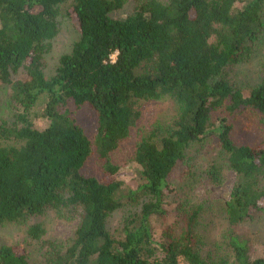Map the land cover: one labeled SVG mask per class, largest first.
Returning a JSON list of instances; mask_svg holds the SVG:
<instances>
[{
	"label": "trees",
	"instance_id": "1",
	"mask_svg": "<svg viewBox=\"0 0 264 264\" xmlns=\"http://www.w3.org/2000/svg\"><path fill=\"white\" fill-rule=\"evenodd\" d=\"M65 1L0 0V88L10 89L16 123H0V225L47 209L77 212L72 241L45 264H264L251 256L244 230L264 220V139L236 146L225 118L210 129L221 108L229 115L255 113L264 124V84L244 96L222 78L258 39L264 0H146L121 19L112 14L126 0H71L68 18L78 40L46 78L44 58ZM147 63L151 69L137 71ZM164 96L177 102V118L156 143L149 138L137 145L138 180L128 187L115 178L109 156L138 119L134 104ZM40 97L47 123L36 129L30 115ZM69 101L96 114L101 179L81 173L92 143L62 110ZM209 135L234 173L225 204L230 257L217 261L196 249L198 208L177 200L168 186L188 146ZM125 208L136 213L111 235L109 217ZM41 233L38 226L28 230L33 238ZM21 250L0 248V264H28Z\"/></svg>",
	"mask_w": 264,
	"mask_h": 264
},
{
	"label": "rangeland",
	"instance_id": "2",
	"mask_svg": "<svg viewBox=\"0 0 264 264\" xmlns=\"http://www.w3.org/2000/svg\"><path fill=\"white\" fill-rule=\"evenodd\" d=\"M144 1L146 0H126L121 10L112 16L118 19L125 18ZM156 1L164 4L168 0ZM71 3L72 1L68 0L59 6L57 35L44 58L43 73L46 78L54 74L60 57L69 53L78 40V33L68 18ZM150 66L151 63L142 64L137 71L151 69ZM17 78L23 79L24 73L21 72ZM222 78L231 87L239 89L244 96H247L254 87L264 84V25L258 39L249 44L248 51L240 60L224 69ZM44 102L45 99L40 97L31 111L30 120L36 129H43L47 123L42 118ZM178 109L177 102L170 96L134 104L133 110L138 113V119L131 126L128 137L121 141L109 156V163L117 169L115 174L117 180L131 188L136 186L140 170L134 160L137 145L149 138L156 143L167 127L173 125ZM62 110L67 112L70 119L81 128L92 143L93 156L81 173L96 179L103 178L104 165L96 158L93 146L97 129L94 110L86 103L76 107L70 101ZM220 118H225L231 125V140L236 146H256L264 139V124L255 113L229 115L225 109H218L212 114L210 129H215L219 125ZM1 122L8 126L16 124L8 87L0 88ZM233 183L234 173L229 168L228 155L212 135L190 144L185 150V162L179 163L169 178L168 186L174 191L173 196L182 203L198 208L196 249L205 259L217 261L222 257L228 259L230 257L227 243L232 229L227 222L225 204ZM135 213V210L128 208L113 213L108 222L111 235L117 234L123 221ZM77 224V212L47 209L39 215L27 217L24 221L0 225V248L18 246L22 249L28 264H45L53 250L62 252L70 244ZM32 226H38L42 231L38 238L28 234ZM244 230L249 233L251 256L264 258V220L249 223L244 226Z\"/></svg>",
	"mask_w": 264,
	"mask_h": 264
}]
</instances>
